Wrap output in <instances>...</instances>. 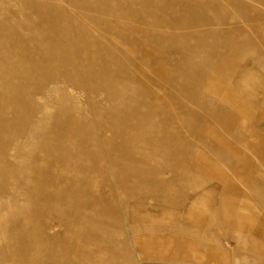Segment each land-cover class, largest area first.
Instances as JSON below:
<instances>
[{"label": "rangeland", "instance_id": "obj_1", "mask_svg": "<svg viewBox=\"0 0 264 264\" xmlns=\"http://www.w3.org/2000/svg\"><path fill=\"white\" fill-rule=\"evenodd\" d=\"M0 264H264V0H0Z\"/></svg>", "mask_w": 264, "mask_h": 264}]
</instances>
